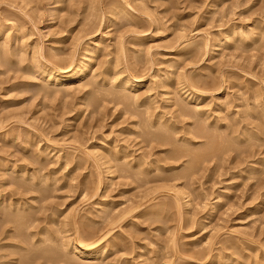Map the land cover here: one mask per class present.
<instances>
[{"label": "rangeland", "instance_id": "1", "mask_svg": "<svg viewBox=\"0 0 264 264\" xmlns=\"http://www.w3.org/2000/svg\"><path fill=\"white\" fill-rule=\"evenodd\" d=\"M32 46L97 72L43 87ZM2 52L0 264H264V0H0Z\"/></svg>", "mask_w": 264, "mask_h": 264}, {"label": "bare ground", "instance_id": "2", "mask_svg": "<svg viewBox=\"0 0 264 264\" xmlns=\"http://www.w3.org/2000/svg\"><path fill=\"white\" fill-rule=\"evenodd\" d=\"M62 1V0H61ZM212 6V5H211ZM233 29L232 30H230V33L228 32L226 35H225V37H224V39L223 38H217L218 40H216V45H217V47H216V49H219L218 47L220 46H222V45H224V44H226V42H227V40H228V38H230L231 36H233ZM222 36H224V35H222ZM78 39V38H77ZM99 39H101V38H99ZM98 39V40H99ZM97 40V39H96ZM96 40H95V42H96ZM229 41V40H228ZM22 42V41H21ZM98 42V41H97ZM96 42V43H97ZM95 43V44H96ZM93 44H94V41H93ZM75 45H76V43H75ZM97 45V44H96ZM77 46V45H76ZM86 46V45H85ZM91 46V45H90ZM33 47V46H32ZM34 47H35V45H34ZM34 47H33V49H34ZM89 47V46H88ZM88 47H86V48H88ZM95 47V46H94ZM94 47H93V49H94ZM24 48V47H23ZM89 48H92V47H89ZM22 49V48H21ZM41 49V48H40ZM96 49V48H95ZM35 50V53H34V56L36 55V51L38 50L37 48H35L34 49ZM84 50H82V52H83ZM91 51H92V49H91ZM95 51V50H94ZM98 51V50H97ZM104 51V50H103ZM8 53L9 52H11L10 50L9 51H7ZM7 52H4V53H7ZM21 52H23V51H21ZM34 52V51H33ZM38 52H39V50H38ZM75 52V51H74ZM85 53H83V55H81L80 56V58H79V63H77V65H75L76 66V68L75 69H72L73 67V63H74V57L73 56H70V62H69V64H70V66L69 67H72L71 69L70 68H67V69H64V68H59V67H57V66H55V65H53L52 64V62H50V59L52 58H49V59H47V58H45V59H47V60H49V62L51 63V64H49V63H44V62H42V61H44V60H40L41 58V56L39 55L38 56V54H37V56H32L31 57V60L33 61V63H32V61H31V64L32 65H27L29 68H31L32 69V71H33V73H36L35 75H37V76H39L41 79H42V84L41 85H43V87L45 86V87H48V88H52L51 86H57V87H55V88H53L54 90H57V88H58V86L59 87H61L60 88V90H62V88L64 89V87L63 86H61V85H65V84H69L70 82H73V80H76V79H78L79 80V78L80 77H82L83 76V74H85L86 72H88V71H90V72H92V69H93V71H95V72H97V70L95 69L94 70V67L92 68L91 67V64H90V61H94V60H96V59H94L93 57L91 58L90 57V55H91V52L90 53H88L86 50L84 51ZM93 52V51H92ZM99 52V51H98ZM11 53H13V52H11ZM11 53H9V54H11ZM48 53H49V51H48ZM95 53V52H94ZM2 54H3V52H2ZM33 54V53H32ZM40 54V53H39ZM55 54V53H54ZM93 54V53H92ZM103 54V53H102ZM13 55V54H12ZM49 55H51V54H49ZM71 55H73V51H72V54ZM75 55V54H74ZM5 56H6V54H3V56H1L0 55V65L2 64V62L3 61H5ZM9 56H11V55H9ZM18 56H19V54H18ZM29 56V55H28ZM51 56H54V55H51ZM95 56V55H94ZM7 57H8V55H7ZM6 57V58H7ZM23 57V56H22ZM25 57V56H24ZM37 57H39V58H37ZM54 58V57H53ZM100 58L101 57H99V60H100ZM20 59V58H19ZM23 60L25 59V58H22ZM22 59L19 61V62H21L22 61ZM28 59V58H27ZM55 59V58H54ZM90 59H93V60H90ZM7 60V59H6ZM29 60V59H28ZM69 60V59H68ZM8 61H10V59L8 60ZM25 61V60H24ZM55 61V60H54ZM28 62V61H27ZM99 61L97 60L96 61V63H98ZM23 63V61L21 62V64ZM65 63V62H64ZM92 63H94V62H92ZM95 63V64H96ZM25 64H28V63H25ZM56 64V63H55ZM100 64V63H99ZM98 64V65H99ZM93 65V64H92ZM97 65V66H98ZM19 66V65H18ZM60 66V65H59ZM62 66V65H61ZM100 66V65H99ZM101 67V66H100ZM26 68V67H25ZM91 68V69H90ZM97 68V67H96ZM116 68V67H115ZM114 68V69H115ZM21 69V68H20ZM97 69H99V67L97 68ZM114 71V70H113ZM119 71H121V70H119ZM119 71L117 70L116 71V73L117 74H119ZM93 73V72H92ZM115 73V74H116ZM97 74V73H96ZM95 74V75H96ZM100 73H98V75H99ZM179 74V73H178ZM94 75V76H95ZM98 75H96V76H98ZM177 76V75H176ZM181 76V75H180ZM99 77V76H98ZM97 77V78H98ZM179 77V76H178ZM176 78L175 80H176V83H175V90H177V91H180L181 93H187V94H192V96H193V93H192V91H193V87L192 86H190V85H188V83H182L181 82V80H179V78ZM95 78V77H94ZM37 79V78H36ZM92 79V78H91ZM95 80V79H94ZM184 80V79H183ZM40 82V81H39ZM80 82V81H79ZM79 82H77V83H79ZM92 82H94V81H92ZM77 83H76V85H77ZM137 84V83H136ZM136 84L135 85H133L134 87L136 86ZM71 85L72 86H74L73 84H70V85H68L69 87H67L66 85V87L65 88H68V90L70 89V87H71ZM130 85H131V80L126 76L125 78H124V80H123V82L122 83H120V87L122 86H124V87H130ZM42 87V86H41ZM75 87V86H74ZM79 87V86H78ZM166 88V87H165ZM127 89V88H126ZM49 90V89H48ZM58 90H59V88H58ZM66 91V90H65ZM45 92V91H44ZM50 92H52V91H50ZM49 93V92H48ZM187 96V95H186ZM188 97V96H187ZM199 96H196V98H198ZM195 99V98H194ZM218 99V98H217ZM241 99V98H240ZM224 100V99H223ZM229 102V101H228ZM228 104V103H227ZM243 104V103H242ZM220 104H218V106H219ZM244 105V104H243ZM145 106H146V103H145ZM201 107V106H200ZM202 107H204V106H202ZM226 107V106H225ZM217 108V107H216ZM257 108V107H256ZM148 109V108H147ZM264 109V108H263ZM149 110V109H148ZM190 110V109H189ZM242 110V109H241ZM192 111H194V110H192ZM189 112H191V111H189ZM197 112V111H196ZM200 112V111H199ZM218 112V111H217ZM224 112V111H223ZM262 112V111H261ZM195 113V112H194ZM198 113V112H197ZM186 114V113H185ZM196 114V113H195ZM192 115V114H191ZM148 116V115H147ZM146 117V116H145ZM198 119V118H197ZM253 119V118H252ZM160 120V119H159ZM234 121V120H233ZM158 123V122H157ZM204 123V122H203ZM160 124H163V125H167V124H165L164 122H160ZM202 123H200V125H201ZM235 124V123H234ZM253 125H254V122L252 123ZM256 124V123H255ZM193 125V124H192ZM219 125V124H218ZM230 125V124H229ZM164 126V127H165ZM167 126H172V124L170 125H167ZM205 126V125H204ZM235 126V125H234ZM237 126V125H236ZM242 126V125H241ZM244 126V125H243ZM258 126V125H257ZM157 127V126H156ZM196 127V126H195ZM202 127V126H201ZM240 127V126H239ZM245 128L247 127V126H244ZM243 127V128H244ZM249 127H252V126H250L249 125ZM155 128V127H154ZM174 128V127H173ZM172 128V129H173ZM192 128V127H191ZM261 129L260 128V126H258V127H256L255 129ZM240 129H241V127L240 128H238V127H234L232 130L234 131V133L235 132H240ZM254 128H247L246 130H245V135L243 134L244 132H243V130H242V133L241 134H243L244 136H245V142H246V140H248V139H250V138H252V139H254L255 141H257V142H260V144H264V142H263V137H262V139H261V136H263V134H262V132L261 131H263V130H260V132L261 133H257V132H253L254 130H255ZM201 131V130H200ZM229 131V130H228ZM256 131V130H255ZM232 132V131H231ZM259 132V131H258ZM160 133V132H159ZM233 133V132H232ZM149 134V133H148ZM202 134V133H201ZM203 134H205V133H203ZM202 134V135H203ZM236 134H238V135H240L239 133H236ZM210 135V134H209ZM218 135V134H217ZM234 135V134H233ZM159 136H162V135H158V137ZM165 136V135H164ZM208 136V135H207ZM157 137V136H156ZM163 137V136H162ZM168 137V136H167ZM209 138V137H208ZM161 139V138H160ZM163 139V138H162ZM168 139V138H167ZM234 139V138H233ZM236 139V140H235ZM235 142L237 141V142H239V143H241V141H239V137H237V136H235ZM212 140V139H211ZM257 142H255V143H257ZM227 143V142H226ZM254 143V141L253 142H249V141H247V143L245 144V145H247V144H253ZM228 144L230 145V143L228 142ZM259 144V145H260ZM226 145V144H225ZM258 145V144H257ZM253 146V145H252ZM210 147V146H209ZM209 147H207L208 149H209ZM249 147H251L250 145H249ZM229 148V147H228ZM253 149V147L251 148V149H249L248 151H246L247 153L246 154H251L252 153V150ZM214 150H217V147L214 149ZM214 150H212V152H214ZM171 151V150H170ZM174 151V150H173ZM244 151V152H245ZM103 152V154L101 155V156H103L104 157V165L105 166H107V169H109V167H110V165H109V159L107 158V157H105V155L106 154H104V150L102 151ZM106 152V151H105ZM192 152V151H191ZM208 152V151H207ZM216 152V151H215ZM100 153V152H99ZM170 153V152H169ZM197 153V152H196ZM257 153V152H256ZM195 154V153H194ZM207 154V153H206ZM206 154H205V150L204 151H201V152H199L197 155L198 156H196V157H200V158H203V157H205L206 156ZM249 157H250V155H249ZM195 158V157H194ZM106 163V164H105ZM108 164V165H107ZM141 165V164H140ZM241 165V164H240ZM248 166V165H247ZM253 167V166H252ZM252 167L250 166V167H246L247 169H249V170H251L252 169ZM248 171V170H247ZM111 172V171H110ZM248 172H250V171H248ZM110 180V179H109ZM217 204V203H216ZM14 208H16V206L14 207ZM18 208H19V206H18ZM215 208H217V206L215 207ZM211 209V208H210ZM213 210H214V208H212ZM216 210V209H215ZM209 212H211V211H209ZM214 212V211H213ZM28 214V213H27ZM214 214V213H213ZM215 214H217V213H215ZM2 215H4L5 216V214L3 213L2 214V212L0 211V218H1V216ZM9 215V214H8ZM3 216V217H4ZM8 218H9V216H7ZM7 218V220H12V221H14V222H16V224L17 225H19V227L20 226H23V225H25V224H27V222H28V216L26 215V214H21V215H17L16 213H14V215L12 216L11 215V218H9L8 219ZM31 218V217H30ZM208 218V217H207ZM33 219V218H32ZM4 220H6V216H5V219ZM29 220H31V219H29ZM11 221V222H12ZM29 224V223H28ZM15 227H17V226H15ZM44 232H45V230H44ZM56 232V231H55ZM107 233V232H106ZM50 236V235H49ZM58 236V235H57ZM94 236H96V234L94 235ZM94 236H92V237H94ZM52 237V236H51ZM104 237H105V233L104 234H99V236H97L96 238H95V240L94 241H91V242H84L83 243V241H80V242H78V243H74V242H70V239H64L63 237V239L60 241L61 242V246L66 250V251H69V252H71L73 255H76V256H79V257H82V258H85V259H101V258H103L104 259V256H105V254H106V249L102 246V244H101V242L103 241V239H104ZM55 239H56V237H55ZM79 240H80V238H79ZM52 241V240H51ZM89 241V240H88ZM38 242V241H37ZM106 242V241H105ZM58 244V243H57ZM56 244V245H57ZM45 246V245H44ZM49 246V245H48ZM40 247V246H39ZM57 248V247H56ZM35 249V248H34ZM37 249V248H36ZM40 249H43V248H40ZM45 249H47V250H50L51 251V253L52 254H54V250H55V248H53V247H49V248H45ZM45 249H43V251L45 250ZM58 249V248H57ZM46 251V250H45ZM44 251V252H45ZM34 252V251H33ZM58 252V251H57ZM50 253V254H51ZM70 253V254H71ZM45 254V253H44ZM41 255V254H40ZM105 260H106V258H105ZM102 262V261H101ZM24 263V262H23ZM105 264V263H104Z\"/></svg>", "mask_w": 264, "mask_h": 264}]
</instances>
